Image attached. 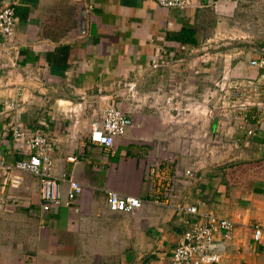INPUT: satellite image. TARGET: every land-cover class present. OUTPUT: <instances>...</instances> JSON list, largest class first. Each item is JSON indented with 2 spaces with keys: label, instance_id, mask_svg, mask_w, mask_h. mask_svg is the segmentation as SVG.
Here are the masks:
<instances>
[{
  "label": "crops",
  "instance_id": "obj_1",
  "mask_svg": "<svg viewBox=\"0 0 264 264\" xmlns=\"http://www.w3.org/2000/svg\"><path fill=\"white\" fill-rule=\"evenodd\" d=\"M6 6L14 23L11 37H0V162L26 158L24 140L40 131L51 175L65 174L81 192L69 206L42 211L38 180L0 169V264H170L195 220L178 205L233 223L229 239L214 237L216 264H264V128L243 147L235 111L192 124L169 118L175 112L165 105L198 96L224 70L233 80H261L264 90V0H190L184 9L153 0H0ZM74 101L83 108L75 129L62 112ZM108 105L132 123L104 152L88 143L86 124ZM189 143L167 204L149 202L147 165ZM252 160L261 172L239 174ZM189 168L200 178L186 179ZM56 184L63 199L65 183ZM106 190L142 203L112 213Z\"/></svg>",
  "mask_w": 264,
  "mask_h": 264
},
{
  "label": "built area",
  "instance_id": "obj_2",
  "mask_svg": "<svg viewBox=\"0 0 264 264\" xmlns=\"http://www.w3.org/2000/svg\"><path fill=\"white\" fill-rule=\"evenodd\" d=\"M159 7L169 9H184L190 5V0H153ZM14 12L11 6H6L0 10V37L9 38L13 32ZM251 66L263 67L254 61ZM263 82L261 80L244 79L241 81L230 78L228 70L222 71L219 76L212 80L210 85L203 89L196 97H182L183 104L177 105L172 98L165 100V105L169 106L168 112H175L174 116L168 117L177 120L181 116L182 122L191 121L192 124L203 123L211 118L215 111L222 117H227L232 110L240 117L242 123L236 126L235 130L241 132L243 137L241 144L244 147L249 138L264 128V90L259 88ZM128 96L131 99H138L137 93L132 86L126 87ZM63 114L68 117L71 127L77 128L80 115L82 114V104L80 101L67 102L63 105ZM8 110H13L14 105L8 104ZM132 123L129 115L121 109L108 105L105 107L98 120H92L86 124V139L89 144L100 148L104 152H111L112 143L115 138H119L126 132ZM247 123L251 126L245 127ZM12 138L18 141L21 132L12 129ZM27 150V157L15 161L12 165H4L0 162V169L4 171L15 170L27 173L35 177L40 183L39 197L42 211H47L50 207L69 206L81 192V186L74 180L61 174L59 177L51 175L52 166L49 154L47 136L38 131L31 134L24 140ZM191 144L180 153L171 152L163 158L153 161L147 165L145 176L150 181L151 192L148 196L149 202L155 205H166L168 194L171 192L173 181L180 176L178 164L183 154L192 153ZM195 151L201 153L202 146L194 147ZM207 152V151H205ZM197 171L189 168L181 174L186 179L194 182L200 176ZM65 183V197L62 199L57 193V181ZM105 205L112 213H131L142 203V200L132 196H121L113 191L104 192ZM177 212L195 217L189 223L187 230L183 234V242L177 245L170 257V264H216L219 256L214 251V237L218 236L222 240L229 239L233 230V223L225 218H219L209 212H199L194 206H177ZM261 230L255 227L252 231V238L257 241Z\"/></svg>",
  "mask_w": 264,
  "mask_h": 264
},
{
  "label": "trees",
  "instance_id": "obj_3",
  "mask_svg": "<svg viewBox=\"0 0 264 264\" xmlns=\"http://www.w3.org/2000/svg\"><path fill=\"white\" fill-rule=\"evenodd\" d=\"M186 30V29H185ZM191 31L190 30H186V31H184L183 32V34H187V35H185L186 37H188L190 34ZM183 42V41H182ZM186 42H188V43H191V41H189V40H187ZM191 44H193V43H191ZM256 164H258V163H247V164H242V165H240V166H238V172H239V174H243V169H247V170H251L252 168H254V166L256 165ZM227 172H223V174H226Z\"/></svg>",
  "mask_w": 264,
  "mask_h": 264
},
{
  "label": "rangeland",
  "instance_id": "obj_4",
  "mask_svg": "<svg viewBox=\"0 0 264 264\" xmlns=\"http://www.w3.org/2000/svg\"><path fill=\"white\" fill-rule=\"evenodd\" d=\"M253 163H257L255 162L254 160H252ZM260 164V163H259ZM257 164L254 166V168L251 169V177L255 176L256 174L260 173L261 172V168H260V165ZM223 166V165H220V167Z\"/></svg>",
  "mask_w": 264,
  "mask_h": 264
}]
</instances>
